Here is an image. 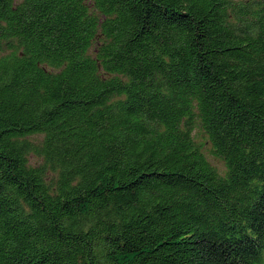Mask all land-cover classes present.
I'll list each match as a JSON object with an SVG mask.
<instances>
[{"label": "trees", "instance_id": "16d2710c", "mask_svg": "<svg viewBox=\"0 0 264 264\" xmlns=\"http://www.w3.org/2000/svg\"><path fill=\"white\" fill-rule=\"evenodd\" d=\"M0 264H264V0H0Z\"/></svg>", "mask_w": 264, "mask_h": 264}, {"label": "rangeland", "instance_id": "374dc122", "mask_svg": "<svg viewBox=\"0 0 264 264\" xmlns=\"http://www.w3.org/2000/svg\"><path fill=\"white\" fill-rule=\"evenodd\" d=\"M196 137H197L198 139H200L202 143L205 144V153H206L207 158L209 159L210 163H211L214 167H216L218 170H220V171H225V165H224V163H223L222 161H220L219 159H217L216 157L213 156V154H212V152H211V151H212V150H211L212 147H211L210 142H208L207 139L202 138V137H204V136L201 134V132H198V133L196 134ZM37 139H40V137H37ZM30 160H31V163H32V164H38V163L41 162L40 159L37 158V157H35V156L30 157Z\"/></svg>", "mask_w": 264, "mask_h": 264}]
</instances>
